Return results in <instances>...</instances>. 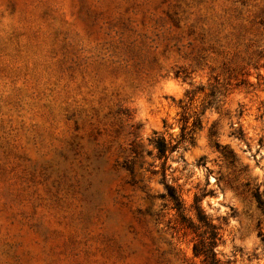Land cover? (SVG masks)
<instances>
[{
  "label": "clouds",
  "instance_id": "obj_1",
  "mask_svg": "<svg viewBox=\"0 0 264 264\" xmlns=\"http://www.w3.org/2000/svg\"><path fill=\"white\" fill-rule=\"evenodd\" d=\"M223 64L243 68L251 87L225 96L216 93L219 112L207 108L201 119L211 123L229 113L222 119L218 142L229 145L238 159L226 166L221 153L209 147L207 126L196 136L197 147L185 139L167 152L166 161L158 159L156 141L163 139L169 148L180 141L181 115L188 117L190 126L192 113H200L210 85L216 84L213 77L224 83ZM16 71L27 75L19 78ZM26 88L17 110L10 102ZM260 101L264 0H24L18 16L5 13L0 18V117L15 137L12 142L27 143V137L12 131L18 122L26 128H46L52 137L63 139L69 126L74 136L82 131L84 113L115 112L128 133L120 137L119 146L132 154L110 163H120L126 182L134 184L136 152L129 146L132 141L140 144L144 151L139 173L153 195L165 192L159 173L165 164L164 183L172 185L175 178L182 186L184 207L192 205L195 195L203 214L219 226L212 251L220 264H264V212L257 208V198L249 206L239 195L247 185L264 201V143L258 142L264 137V118L256 119L255 110ZM241 105L248 108L243 118L237 115ZM238 128L242 139L229 135ZM201 156L206 159L198 166ZM150 167L155 176L146 171ZM241 168L244 174L237 176ZM109 188L114 198L106 199V208L117 211L120 200L126 205L122 223L112 227L120 252L111 259L90 256V261L180 264L181 251L190 255L197 242L192 236L166 232L161 239L162 224L141 229L132 222L133 214L144 215L143 191L133 195L119 182ZM13 215L15 209L0 215V264H72L71 257H49L43 244L24 235ZM185 215L198 223L194 211Z\"/></svg>",
  "mask_w": 264,
  "mask_h": 264
},
{
  "label": "rangeland",
  "instance_id": "obj_2",
  "mask_svg": "<svg viewBox=\"0 0 264 264\" xmlns=\"http://www.w3.org/2000/svg\"><path fill=\"white\" fill-rule=\"evenodd\" d=\"M23 4L24 0H0V18L4 17L5 13L15 18L22 11ZM13 74L19 78L27 75L23 71H16ZM220 74L224 76V83L219 84L218 78L213 77L216 84L210 85V91L202 101L200 113H192L200 119L201 127L193 131L192 138L188 136L183 138L182 127L184 124L188 125V117L181 115L180 119L184 123L180 130V141L176 145L179 147V144L187 139L192 147H197L196 136L207 126L209 147L220 152L226 166L232 167L238 159L234 151L229 145H226L227 151L216 145L218 138L223 135L222 119L229 113H222L220 119L211 123L202 120L201 117L210 107H215L219 112L222 105L217 100L216 93L225 96L230 91L250 88L251 85L247 80V73L239 65L233 67L231 64H223ZM232 81L236 83L230 89ZM28 91L26 88L15 93L17 99L10 102L14 108L20 109V101ZM261 109H264V101L255 106L256 112L259 113L256 117L258 120L264 118V111ZM247 111V106L241 105L237 115L243 118ZM41 120L43 121V117ZM193 120L187 129L192 127ZM6 127V121L0 117V215L4 212L11 214L15 209L12 219L18 228L30 240L43 244L49 257L64 256L65 259L71 257L72 264H96L94 260H89L90 256L99 255L111 259L113 255L119 254L120 244L112 227L121 224L123 216L127 213L121 214L126 207L123 200L118 201L120 208L115 212L109 211L105 206L106 199L114 198L109 188L113 182H119L122 188L133 195L137 189L145 193V196L140 198L144 203V215L133 214L131 217L137 227L143 229L145 225L150 224L153 229H157V226L162 224L163 229H158L161 239L166 232L177 234L181 238L188 236L194 238V233L184 227L178 212L165 195L167 185L163 180L165 164H161L159 169L162 177L160 182L164 184L165 192L153 195L149 193L148 186L144 183L145 178L139 173V167H143L144 151L140 144L132 141L129 146L136 152L137 180L134 184L126 182L127 174L122 171L120 163H110L132 154L128 149L119 146L120 137L127 136L128 133L115 112L105 116H99L94 111L84 113L81 121L82 131L74 136L69 126L63 139L52 137L46 128H26L18 122V126L12 131L28 139L25 144H16L12 142L15 137H10V133L5 130ZM211 129L216 130V134L211 135ZM229 135L237 137L235 133ZM258 142L264 143V137ZM176 148L171 151H175ZM228 150L233 152L235 161L228 156ZM157 158H164L166 161L167 153L160 155L158 152ZM205 159L206 157L201 156L198 166L203 164ZM123 166L129 170L132 168L127 162ZM146 171H149L151 176L156 175V170L151 167ZM241 174H244L243 168L236 173L237 176ZM151 176L148 179H151ZM221 179L231 184V180L226 177L221 176ZM217 182L219 183V180ZM172 186L182 193L183 188L176 183L175 178ZM253 193V189L247 185L242 186L239 191V195L249 206L255 199ZM194 197L195 195L193 202ZM156 200L161 201L160 205H156ZM191 206L186 212L194 211ZM257 208L262 211L258 204ZM150 209L152 211L149 214ZM130 230L135 229L130 227ZM179 259L180 264H202L201 258L193 253V245L190 255L185 257L181 251Z\"/></svg>",
  "mask_w": 264,
  "mask_h": 264
},
{
  "label": "trees",
  "instance_id": "obj_3",
  "mask_svg": "<svg viewBox=\"0 0 264 264\" xmlns=\"http://www.w3.org/2000/svg\"><path fill=\"white\" fill-rule=\"evenodd\" d=\"M201 127V121L198 117H195L192 123V127L188 128V125L184 124L182 127V137L188 136L192 138V133L196 128ZM210 134H216V130L211 129ZM237 137H243L244 133L242 128H238L235 132ZM157 147L159 149L160 155H166L167 151L174 150L177 145H171L170 148L165 145L163 139L156 141ZM218 147H221L218 142H216ZM225 151H227V146L224 145L222 147ZM228 156L232 161H235L234 154L231 150H228ZM168 199L170 200L172 207L176 209L178 215L180 217V221L187 229L191 230L194 233V239H196V243L193 244V253L195 256L201 258L202 264H220V261L216 258L215 253L212 251V248L215 246L216 240L219 238V226L212 225L210 223V218L206 217L203 214V211L198 206V197H194V202L192 204V209L194 210V214L196 216V220L198 223L193 222V220L185 215L186 208L184 207V201L181 197V194L176 189V187L172 185H166V194ZM254 197L257 198V204L264 212V201H260L259 194L253 193ZM200 229H204V231H200ZM205 239H207V243H205Z\"/></svg>",
  "mask_w": 264,
  "mask_h": 264
}]
</instances>
